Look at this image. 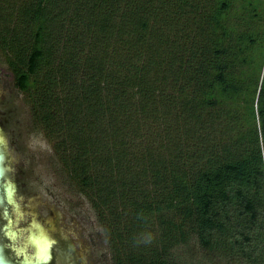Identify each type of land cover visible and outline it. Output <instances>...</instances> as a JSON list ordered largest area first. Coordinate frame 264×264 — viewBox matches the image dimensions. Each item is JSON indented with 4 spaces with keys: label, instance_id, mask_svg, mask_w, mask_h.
Wrapping results in <instances>:
<instances>
[{
    "label": "trees",
    "instance_id": "16d2710c",
    "mask_svg": "<svg viewBox=\"0 0 264 264\" xmlns=\"http://www.w3.org/2000/svg\"><path fill=\"white\" fill-rule=\"evenodd\" d=\"M0 55L111 264H264V0H0Z\"/></svg>",
    "mask_w": 264,
    "mask_h": 264
},
{
    "label": "rangeland",
    "instance_id": "374dc122",
    "mask_svg": "<svg viewBox=\"0 0 264 264\" xmlns=\"http://www.w3.org/2000/svg\"><path fill=\"white\" fill-rule=\"evenodd\" d=\"M0 153L4 156L0 163L3 170L0 185L11 183L13 191L15 189L12 199L16 204V208L0 209L3 254L5 249H15L17 254L22 250L29 259L36 253V238L44 237L51 245L49 252L56 242V249L68 257L70 264H111L107 243L92 210L86 199L67 182L50 143L34 128L28 106L14 87L1 55ZM7 225L13 233L11 238L6 237L9 245L3 237ZM1 227H5L4 230ZM184 250L185 258H190L194 264L196 261V264H210L199 258L195 245L190 244ZM7 256L5 258L12 264L19 260L12 253ZM29 260L26 263L33 264ZM221 262L215 258L211 264ZM50 263L48 257L46 262L39 264Z\"/></svg>",
    "mask_w": 264,
    "mask_h": 264
},
{
    "label": "flooded vegetation",
    "instance_id": "af4514ba",
    "mask_svg": "<svg viewBox=\"0 0 264 264\" xmlns=\"http://www.w3.org/2000/svg\"><path fill=\"white\" fill-rule=\"evenodd\" d=\"M4 159V156H3V158H2V160ZM2 164V163H1ZM3 185V186H2ZM8 188H9V191H10V200H8V198H7V190H8ZM14 191H15V189H14ZM13 187L11 186V183H9V182H7V183H4V184H1L0 185V209L2 208V210H3V208H5V209H8V207L9 206H13L14 208H16V204L14 203V201H13V199H12V194H13ZM29 196V195H28ZM26 201V200H25ZM1 220V219H0ZM1 222V221H0ZM10 223H11V220H9L8 221V225H10ZM35 226H37V225H39V224H37V223H33ZM7 225V226H8ZM34 226V228H36ZM4 228L5 227H1V230L3 229L4 230ZM44 230V229H43ZM5 231H7L6 232V234H4V239L6 240V242H7V244L9 245V241H8V239H6V237H7V233L9 234V232H11L10 231V227L8 226V227H6L5 228ZM2 232V231H1ZM12 233V232H11ZM8 236H10V238H11V236H13V233H12V235H8ZM55 245H56V242H54L53 243V248L51 249V251L49 252V254H48V257L50 258V264H70V260L68 259V257H66L65 256V254H62V251H59L58 249H56V247H55ZM51 246V245H50ZM50 246H49V249H50ZM5 251L7 252V253H12V255L14 256V257H16V256H18L19 257V260H18V262L16 263V264H29V263H26V260H27V258H26V256L23 254L24 252H22V250L17 254L16 253V250L15 249H5ZM5 252V254H3V252H2V257H8L7 256V253ZM17 254V255H16ZM20 254V255H19ZM10 256V255H9ZM60 256H61V258H62V260L60 259ZM6 259V258H5ZM7 260V259H6ZM29 260V259H28ZM14 261V260H13ZM41 262V261H40ZM39 262V263H40ZM31 263H33L32 261H31ZM38 263V264H39Z\"/></svg>",
    "mask_w": 264,
    "mask_h": 264
},
{
    "label": "bare ground",
    "instance_id": "6f19581e",
    "mask_svg": "<svg viewBox=\"0 0 264 264\" xmlns=\"http://www.w3.org/2000/svg\"><path fill=\"white\" fill-rule=\"evenodd\" d=\"M10 191L9 188L7 190V198L10 200ZM7 235H9L7 233ZM42 236V235H41ZM37 237L35 241V245L37 247L36 253L33 254L29 259V262H33V264H38L40 261H47L48 254H49V242L46 238L39 239ZM28 260V259H27Z\"/></svg>",
    "mask_w": 264,
    "mask_h": 264
},
{
    "label": "water",
    "instance_id": "95a60500",
    "mask_svg": "<svg viewBox=\"0 0 264 264\" xmlns=\"http://www.w3.org/2000/svg\"><path fill=\"white\" fill-rule=\"evenodd\" d=\"M2 158H3V155L0 153V163H1ZM2 174H3V170H2L1 164H0V179L2 177ZM0 264H12L8 260H6L4 257H2V247H1V244H0Z\"/></svg>",
    "mask_w": 264,
    "mask_h": 264
}]
</instances>
